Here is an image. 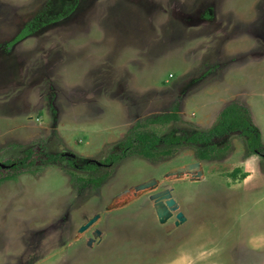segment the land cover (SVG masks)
Masks as SVG:
<instances>
[{"label":"rangeland","instance_id":"rangeland-1","mask_svg":"<svg viewBox=\"0 0 264 264\" xmlns=\"http://www.w3.org/2000/svg\"><path fill=\"white\" fill-rule=\"evenodd\" d=\"M233 102L264 142V0H0V162L65 156L0 182V264H264V156L243 134L210 160L182 143L80 167L138 121L185 134Z\"/></svg>","mask_w":264,"mask_h":264},{"label":"trees","instance_id":"trees-1","mask_svg":"<svg viewBox=\"0 0 264 264\" xmlns=\"http://www.w3.org/2000/svg\"><path fill=\"white\" fill-rule=\"evenodd\" d=\"M22 36V34H21ZM179 117V105H174L170 112L154 114L147 117L149 122L169 123L177 120ZM143 124L138 121L134 127L135 130L123 141L119 143L121 151L111 153L107 159L102 161H88L84 169L94 171L100 164H109L118 161L127 156L128 153H136L151 160H156L161 155L172 153L173 146L182 143H192L196 145V156L199 160H210L226 152L229 144L220 146L217 140L230 133L239 132L246 137L248 146L253 153H264V142H262V133L260 128L252 121L250 111L240 103H231L226 106L218 117V121L209 129L194 130L189 133L179 134L175 129H171L165 135H159L155 131L138 129ZM165 148H160V147ZM64 154L50 152H37L33 147L23 150V154L16 158H6L1 161L6 167L0 166V182L14 178L21 170L35 169L41 164H61ZM73 162V160H71ZM74 163V162H73ZM84 185L89 182L99 186L104 182L105 175L90 174L87 176Z\"/></svg>","mask_w":264,"mask_h":264},{"label":"water","instance_id":"water-1","mask_svg":"<svg viewBox=\"0 0 264 264\" xmlns=\"http://www.w3.org/2000/svg\"><path fill=\"white\" fill-rule=\"evenodd\" d=\"M264 156V153L262 154ZM191 165V168L193 167H200V162H196V163H193V164H190ZM0 166L2 167H5L6 164L0 162ZM193 166V167H192ZM98 215H95L94 217H92L90 220H88V222H86L85 224H83L81 227H80V230H84L86 229L88 226H90L96 219H97Z\"/></svg>","mask_w":264,"mask_h":264}]
</instances>
